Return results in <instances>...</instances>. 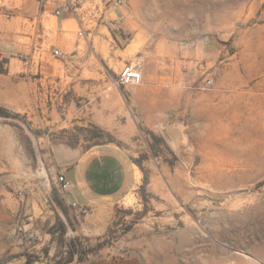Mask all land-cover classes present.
I'll return each instance as SVG.
<instances>
[{
    "label": "rangeland",
    "instance_id": "374dc122",
    "mask_svg": "<svg viewBox=\"0 0 264 264\" xmlns=\"http://www.w3.org/2000/svg\"><path fill=\"white\" fill-rule=\"evenodd\" d=\"M113 2L100 5L88 40L77 39L71 16L74 28L58 29L54 3H48L42 37L35 22L28 35L7 39L0 84L20 85L26 99L3 97L10 117L0 118V161L14 143L32 178L45 171L37 159L52 153L44 141L82 150L102 144L96 134L105 129L91 116L115 110L113 87L129 107L114 81L126 62L140 57L159 59L165 68L174 66L176 76L202 84L212 79L205 90H212L217 108L184 118V144H175L172 133L164 140L149 131L130 110L140 134L123 142L108 133L138 168L141 185L97 224L69 207L55 185L39 210L26 189L12 197L15 211L0 196L1 264H264V107H247L249 96H264V0H124L118 24L110 27ZM84 29L89 34L86 20ZM64 35L69 43L58 41L63 56L55 59V39ZM79 82L86 85L81 95ZM79 107L87 112L81 124Z\"/></svg>",
    "mask_w": 264,
    "mask_h": 264
},
{
    "label": "crops",
    "instance_id": "0c3cea01",
    "mask_svg": "<svg viewBox=\"0 0 264 264\" xmlns=\"http://www.w3.org/2000/svg\"><path fill=\"white\" fill-rule=\"evenodd\" d=\"M18 1L0 0V54L8 51L7 39L19 37L18 33L28 35L32 29L36 28L35 22L38 24L37 36L42 37L44 34L42 22L46 18L48 3H56L58 0L56 2L55 0ZM111 9H114V12L109 14L111 22L109 26L116 27L117 15L121 14V10L113 6L109 7V10ZM98 12H93L86 18L91 27L90 34L96 32ZM56 22L60 30L62 28L63 31H69L74 28V22L68 14L56 18ZM52 27L54 29V25ZM61 39L64 43L67 42L66 35L55 39L54 48L61 50L57 45ZM77 39L80 38L77 37ZM44 41H40L39 49L35 48L33 55L41 50ZM78 46L75 44V49ZM142 58L140 57L143 61L140 84L123 88L129 101V107L125 105L118 89L113 87L110 97L116 103L115 110L106 118L102 115L103 111L97 110L91 119L96 125L114 135L116 139L129 142L140 134L130 115V110L133 109L142 125L149 131L159 133L164 140L163 132L172 133L175 144H184L188 139V125L184 124V118L212 115L217 108L212 100L213 92L203 89L202 81L197 80L195 76H176L174 66L165 68L159 59L153 62L149 58H143L144 60ZM64 63L68 64V62ZM39 67L42 69V64ZM79 86L78 94L81 95L86 91V85L81 86L79 82ZM21 88L20 85L18 88L17 86L7 87L3 80L0 84V106L6 107L5 98L3 99L6 96L24 101L26 97L23 96ZM73 88L76 89V85ZM44 94H39V99H46ZM219 105L218 102L217 106ZM64 108L65 105L63 110ZM70 108L69 104L68 112ZM221 108L222 104L219 106V109ZM77 111V123H85L86 107L85 109L79 107ZM168 116H172L171 121L167 120ZM124 117V123H118V118ZM62 123L68 124L69 120H64ZM12 144L14 143L11 142L9 150L3 153L5 161H0V172H2L0 174V196L5 197L12 211L17 209V205L12 203V197L18 190L24 189L32 192L38 202V210L43 207L42 198L49 193L53 185L56 187L55 175L61 173L71 185L69 192L63 195L68 206L76 204L85 208L88 213L86 216L97 224L95 220L103 221V213L110 211L114 205L133 194L141 185L142 177L138 168L131 161L126 150L113 143H102L82 150L81 147L70 148L64 143L52 145L44 141L43 146L50 145L52 152L37 159L41 167L45 169V176L41 177L39 173L42 171H37L32 178L29 177L30 167L26 166L22 156L16 154ZM41 167L38 166V169Z\"/></svg>",
    "mask_w": 264,
    "mask_h": 264
},
{
    "label": "built area",
    "instance_id": "2783aa9c",
    "mask_svg": "<svg viewBox=\"0 0 264 264\" xmlns=\"http://www.w3.org/2000/svg\"><path fill=\"white\" fill-rule=\"evenodd\" d=\"M105 0H58L54 3L52 9V16L55 18H61L65 14L70 15L77 23L78 33L76 34L78 38L83 40H88L87 30L84 29L85 20L88 16H91L93 12H98L101 4ZM124 5V0H114L113 7H120ZM34 53V51H33ZM51 55L55 59L62 58L63 54L59 48H54L51 51ZM141 68L142 60L136 59L133 61L126 62L122 69L117 73L114 85L116 87H126V86H138L141 82ZM213 86V80L206 78L203 81L202 88L210 89ZM55 184L57 190L65 195L70 190V182H68L61 173H56ZM70 207L78 211L84 212L85 208H82L76 204H70Z\"/></svg>",
    "mask_w": 264,
    "mask_h": 264
},
{
    "label": "trees",
    "instance_id": "16d2710c",
    "mask_svg": "<svg viewBox=\"0 0 264 264\" xmlns=\"http://www.w3.org/2000/svg\"><path fill=\"white\" fill-rule=\"evenodd\" d=\"M125 98V101L126 103L128 104V99L126 97ZM10 117V113L3 107L0 106V118H8ZM97 136H100V137H103L104 138V141L103 143L107 144V143H113L115 145H117L118 147H121L122 143L118 140H116L110 133L108 132H105L103 130H98V134H96ZM150 137L152 140H154L155 142H160L162 143L163 142V139L162 138H159L153 134H150ZM135 163L137 165H139V161L138 160H135ZM2 262H0L1 264Z\"/></svg>",
    "mask_w": 264,
    "mask_h": 264
},
{
    "label": "bare ground",
    "instance_id": "6f19581e",
    "mask_svg": "<svg viewBox=\"0 0 264 264\" xmlns=\"http://www.w3.org/2000/svg\"><path fill=\"white\" fill-rule=\"evenodd\" d=\"M261 76L264 79V74H262ZM251 97L252 96H249V98L251 99V102L247 105L248 108H251L250 111H252V110H258V109H263V107H264V96H261V97L255 98V99H252ZM39 175L41 177H43V176H45V172L42 171V172L39 173Z\"/></svg>",
    "mask_w": 264,
    "mask_h": 264
},
{
    "label": "water",
    "instance_id": "95a60500",
    "mask_svg": "<svg viewBox=\"0 0 264 264\" xmlns=\"http://www.w3.org/2000/svg\"><path fill=\"white\" fill-rule=\"evenodd\" d=\"M163 135H164L166 138H169V137H168V134H166V132H163Z\"/></svg>",
    "mask_w": 264,
    "mask_h": 264
}]
</instances>
